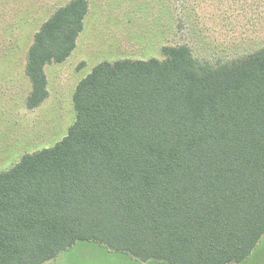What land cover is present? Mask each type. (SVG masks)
<instances>
[{"label":"trees","instance_id":"obj_1","mask_svg":"<svg viewBox=\"0 0 264 264\" xmlns=\"http://www.w3.org/2000/svg\"><path fill=\"white\" fill-rule=\"evenodd\" d=\"M88 10L70 0L35 33L29 108ZM161 53L95 65L66 135L0 172V264H44L79 241L166 264L249 256L264 234V46L218 64L185 44Z\"/></svg>","mask_w":264,"mask_h":264},{"label":"rangeland","instance_id":"obj_2","mask_svg":"<svg viewBox=\"0 0 264 264\" xmlns=\"http://www.w3.org/2000/svg\"><path fill=\"white\" fill-rule=\"evenodd\" d=\"M67 1L0 0V82L11 70L13 83L11 101L0 98V172L66 135L76 115L75 86L102 61L162 59V46L185 44L199 62L218 64L264 46V0H88L74 51L44 68L47 101L27 109L22 103L30 91L23 72L26 44L50 12ZM44 264L166 263L79 241ZM235 264H264V234L249 256Z\"/></svg>","mask_w":264,"mask_h":264},{"label":"crops","instance_id":"obj_3","mask_svg":"<svg viewBox=\"0 0 264 264\" xmlns=\"http://www.w3.org/2000/svg\"><path fill=\"white\" fill-rule=\"evenodd\" d=\"M70 1V0H69ZM68 2V1H67ZM66 2V3H67ZM66 3H64V4H61L59 7H61V6H63V5H65ZM58 7V8H59ZM56 9H54L53 11H51L50 12V14H49V16L45 19V20H43L40 24H39V26L37 27V29L35 30V32H34V34H33V38H34V35H35V33L39 30V28H40V26H41V24L44 22V21H46L51 15H52V13L55 11ZM89 12V11H88ZM88 14V13H87ZM87 16V15H86ZM85 19V18H84ZM84 27V26H83ZM83 30V29H82ZM81 33V32H80ZM79 33V34H80ZM79 36V35H78ZM78 38V37H77ZM31 40H32V38H31ZM31 43H30V45L32 44V42L33 41H30ZM30 45L28 44H26V46H29L30 47ZM29 49V48H28ZM75 49V48H74ZM74 51V50H73ZM27 54H28V51H27ZM27 54H26V50L24 51V65H23V72H24V74H25V76L27 75L26 74V63H27ZM7 55H4L3 57L5 58ZM70 56V55H69ZM68 56V57H69ZM67 57V58H68ZM66 58V59H67ZM53 62H51V63H47L45 66H44V68H46L47 66H49V65H51ZM0 72H1V70H0ZM44 72H45V70H44ZM2 75V74H1ZM0 75V76H1ZM45 75H46V80H47V91H48V96H47V98L43 101V102H45V101H47V99H48V97H49V90H48V75H47V70H46V72H45ZM27 77H28V75H27ZM29 78V77H28ZM30 80V79H29ZM27 81H28V79H27ZM29 83V87H30V91H31V82H28ZM30 91H29V93H30ZM12 93H13V83H12V75H11V70L10 71H8V72H6L5 74H4V79H3V81L2 82H0V98H2V97H4L6 100H8V99H10V101H11V97H12ZM29 93H27L26 95H25V97L23 98V100H22V103H23V106L25 107V108H27V109H36V108H38V107H40L41 105H43V102L40 104V105H38L37 107H34V108H29L28 106H27V103H26V101H27V96L29 95ZM11 107H12V102H11ZM11 120H12V122H13V115H12V112H11ZM12 122H11V124H12Z\"/></svg>","mask_w":264,"mask_h":264}]
</instances>
